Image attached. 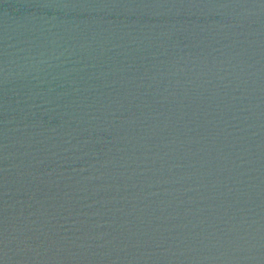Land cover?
<instances>
[{
	"label": "water",
	"instance_id": "water-1",
	"mask_svg": "<svg viewBox=\"0 0 264 264\" xmlns=\"http://www.w3.org/2000/svg\"><path fill=\"white\" fill-rule=\"evenodd\" d=\"M0 264H264V0H0Z\"/></svg>",
	"mask_w": 264,
	"mask_h": 264
}]
</instances>
